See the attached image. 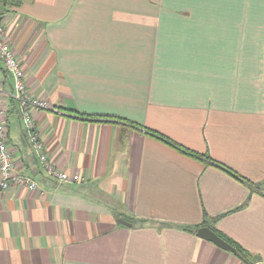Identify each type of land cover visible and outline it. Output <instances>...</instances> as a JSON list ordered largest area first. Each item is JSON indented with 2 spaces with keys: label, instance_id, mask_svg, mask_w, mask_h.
I'll return each instance as SVG.
<instances>
[{
  "label": "crops",
  "instance_id": "1",
  "mask_svg": "<svg viewBox=\"0 0 264 264\" xmlns=\"http://www.w3.org/2000/svg\"><path fill=\"white\" fill-rule=\"evenodd\" d=\"M0 23L45 153L82 179L43 169L6 99L37 187L0 190V264H246L184 231L204 219L264 264V0H23Z\"/></svg>",
  "mask_w": 264,
  "mask_h": 264
},
{
  "label": "built area",
  "instance_id": "2",
  "mask_svg": "<svg viewBox=\"0 0 264 264\" xmlns=\"http://www.w3.org/2000/svg\"><path fill=\"white\" fill-rule=\"evenodd\" d=\"M0 62L11 80L10 89L6 90L0 78V190H8L16 186H24L29 190H34L37 187L33 180L19 173L7 147L5 110L3 108L6 99H11L17 104L21 126L28 145L43 169L60 182H80L82 179L78 174H69L66 171L57 170L45 153L31 111L50 110L49 103L45 99H40L30 93L24 71L5 38L4 28L1 24Z\"/></svg>",
  "mask_w": 264,
  "mask_h": 264
},
{
  "label": "trees",
  "instance_id": "3",
  "mask_svg": "<svg viewBox=\"0 0 264 264\" xmlns=\"http://www.w3.org/2000/svg\"><path fill=\"white\" fill-rule=\"evenodd\" d=\"M23 2V0H0V20L1 18L6 15L8 12L13 11L15 8H17L21 3ZM9 8H13V9H9ZM149 134L153 135L154 137H157L159 139L165 140L166 142H168L170 145H173L175 148H177L178 150H180L181 152H183L184 154L195 158L197 160H201V161H208L210 163H213L214 161L206 154H201L192 150H188L185 149L183 147H179L176 144L169 142L167 139H165L162 135L157 134L155 132H152L150 130H146ZM231 172V171H230ZM248 199L244 202L243 206H246L248 204ZM125 219V218H124ZM127 220L129 223L133 224L136 222V219L134 218H128L125 219ZM201 227H208L209 229H211L215 234H217L221 239H223L225 242H227L228 244H230L231 246H233L236 251H237V255H235L238 259L242 260L244 263L246 264H254L253 260L251 259V255L245 251L240 245H238L236 242H234L233 240H231L229 237H227L226 235H224L223 233H221L220 231H218L217 229H215V227H213L210 222L206 219H204L200 224L193 226V227H184V231H188L190 233L196 234V231L201 228Z\"/></svg>",
  "mask_w": 264,
  "mask_h": 264
},
{
  "label": "water",
  "instance_id": "4",
  "mask_svg": "<svg viewBox=\"0 0 264 264\" xmlns=\"http://www.w3.org/2000/svg\"><path fill=\"white\" fill-rule=\"evenodd\" d=\"M117 222L121 225L128 226V227H130L132 225L131 223L127 222L124 219H118ZM196 236L213 243L214 245H216L217 247H219L225 251H228L234 255H237V251L233 246H231L230 244L225 242L223 239H221L217 234H215L208 227L199 228L196 231Z\"/></svg>",
  "mask_w": 264,
  "mask_h": 264
},
{
  "label": "rangeland",
  "instance_id": "5",
  "mask_svg": "<svg viewBox=\"0 0 264 264\" xmlns=\"http://www.w3.org/2000/svg\"><path fill=\"white\" fill-rule=\"evenodd\" d=\"M9 9H13V8H9ZM17 8H15L14 10H16ZM13 10V11H14ZM13 11H11V12H13ZM8 13H10V12H8ZM1 21V20H0ZM1 24V23H0ZM22 175V174H21ZM81 178V177H80ZM65 183V182H64ZM68 183H74V182H68ZM78 183V182H77Z\"/></svg>",
  "mask_w": 264,
  "mask_h": 264
}]
</instances>
